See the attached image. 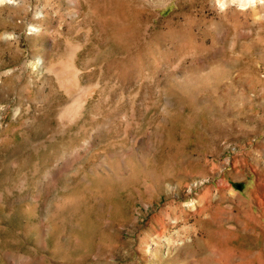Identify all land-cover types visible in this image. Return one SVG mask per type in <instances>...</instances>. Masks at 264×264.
<instances>
[{
  "label": "rangeland",
  "instance_id": "1",
  "mask_svg": "<svg viewBox=\"0 0 264 264\" xmlns=\"http://www.w3.org/2000/svg\"><path fill=\"white\" fill-rule=\"evenodd\" d=\"M0 264H264V4L0 5Z\"/></svg>",
  "mask_w": 264,
  "mask_h": 264
},
{
  "label": "clouds",
  "instance_id": "2",
  "mask_svg": "<svg viewBox=\"0 0 264 264\" xmlns=\"http://www.w3.org/2000/svg\"><path fill=\"white\" fill-rule=\"evenodd\" d=\"M16 0H0V5L5 3L13 4ZM257 3L264 4V0H215L216 8L223 12L229 6H235L240 10H246L255 7Z\"/></svg>",
  "mask_w": 264,
  "mask_h": 264
}]
</instances>
